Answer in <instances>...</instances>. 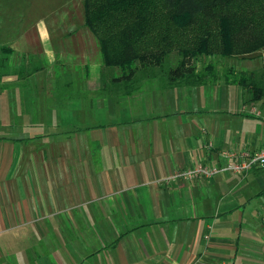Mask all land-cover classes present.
Masks as SVG:
<instances>
[{"label":"crops","instance_id":"obj_1","mask_svg":"<svg viewBox=\"0 0 264 264\" xmlns=\"http://www.w3.org/2000/svg\"><path fill=\"white\" fill-rule=\"evenodd\" d=\"M40 27L0 32V264H264V165L166 182L264 151V53L122 91L85 25Z\"/></svg>","mask_w":264,"mask_h":264},{"label":"trees","instance_id":"obj_2","mask_svg":"<svg viewBox=\"0 0 264 264\" xmlns=\"http://www.w3.org/2000/svg\"><path fill=\"white\" fill-rule=\"evenodd\" d=\"M83 8L84 25L98 41L103 65L131 73L145 57L162 59L167 43L187 57L214 53L210 38L200 37L199 30L188 38L193 48H186L184 38L189 20L222 8L226 15L219 16L221 30L215 33L222 55L243 58L264 47V0H83Z\"/></svg>","mask_w":264,"mask_h":264},{"label":"rangeland","instance_id":"obj_3","mask_svg":"<svg viewBox=\"0 0 264 264\" xmlns=\"http://www.w3.org/2000/svg\"><path fill=\"white\" fill-rule=\"evenodd\" d=\"M222 10L209 11L202 17L189 20L187 39L184 38L186 48H193L194 44L188 42V38L194 39L199 30L202 35L200 33L198 35L210 38L217 52L214 50L211 54L187 57L184 52L177 50L175 45L167 43L162 59L145 57V60L136 62L135 70L132 67V73L131 70H126V72L115 67L118 73L115 72L108 76L109 83L119 84L120 90L127 91L133 84L141 82L146 84L174 83L190 76L200 75L205 78L209 76L208 74L211 76L226 74L231 75L229 76L231 78L239 79V69L235 67L237 64L228 59L231 58L230 56H224L219 52L221 51L219 37L215 36V33L219 35L221 30L218 22L219 16L226 15L225 10ZM83 21V0H0V32L1 35H11L12 39L23 32L27 34L33 32L36 35L40 32V26L46 27L50 36H62L68 31H80L84 28ZM234 28L236 27L230 28L229 26L231 30ZM193 30L196 33H193ZM237 33L233 31V36ZM257 53H264V47L255 53L243 56L245 58ZM239 57L242 56L236 55L235 58Z\"/></svg>","mask_w":264,"mask_h":264},{"label":"built area","instance_id":"obj_4","mask_svg":"<svg viewBox=\"0 0 264 264\" xmlns=\"http://www.w3.org/2000/svg\"><path fill=\"white\" fill-rule=\"evenodd\" d=\"M220 156L225 160L223 166L213 167L199 164L195 167L184 170H177L166 179V182H192L198 179H210L221 176L225 173L246 175L254 166L264 165V151L254 153H236L232 151L220 152Z\"/></svg>","mask_w":264,"mask_h":264}]
</instances>
